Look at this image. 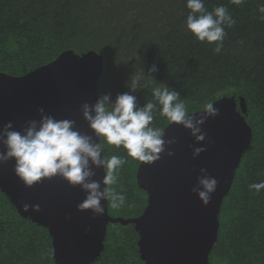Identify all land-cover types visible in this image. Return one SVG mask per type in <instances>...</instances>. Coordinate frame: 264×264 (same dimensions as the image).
I'll use <instances>...</instances> for the list:
<instances>
[{"label": "trees", "instance_id": "1", "mask_svg": "<svg viewBox=\"0 0 264 264\" xmlns=\"http://www.w3.org/2000/svg\"><path fill=\"white\" fill-rule=\"evenodd\" d=\"M211 11L224 5L236 23L225 27L221 53L214 44L198 41L185 30L188 9L185 0H0V73L24 76L53 62L65 51H90L102 57L103 72L98 96L130 92L138 73L156 65L151 73L187 103L191 113L207 103L233 97L240 112L243 98L251 129V142L244 151L229 193L218 215L217 241L209 264H264V189L249 184L264 181V13L261 0H203ZM242 42V43H241ZM158 84L141 80L137 104L152 99ZM153 125H169L156 115ZM104 155L125 156L123 149L106 145ZM119 169V183L126 205L108 214L140 216L147 195L136 184L139 161L130 157ZM123 218V217H121ZM124 218V219H128ZM138 235L133 225L109 224L104 250L92 264H144L138 253ZM48 230L22 218L0 190V264H55Z\"/></svg>", "mask_w": 264, "mask_h": 264}, {"label": "water", "instance_id": "2", "mask_svg": "<svg viewBox=\"0 0 264 264\" xmlns=\"http://www.w3.org/2000/svg\"><path fill=\"white\" fill-rule=\"evenodd\" d=\"M102 72L101 56L93 51L79 55L69 50L21 77L0 73V129L11 122L14 130L21 131L28 121L39 120L38 110L43 109L56 119L74 120L79 131L92 136L80 107L99 98L97 86ZM239 101L240 112L233 97L213 103L217 115L201 126L205 133L202 144H195L181 126L169 124L164 129V139L175 138L176 144L166 148L157 161L140 162L136 184L146 193L147 205L138 217H110L104 201L103 215L78 210L85 194L59 177L26 187L14 174L11 160L0 164V190L20 217L48 230L55 264H92L104 250L108 225L117 223L133 225L144 264H209L223 199L251 142V129L243 116L246 105L243 98ZM195 147L206 150L194 159ZM168 151L173 155L168 156ZM201 168L218 181L207 206L191 191ZM94 171L93 178L102 180V169ZM34 206H39V211H33Z\"/></svg>", "mask_w": 264, "mask_h": 264}, {"label": "clouds", "instance_id": "3", "mask_svg": "<svg viewBox=\"0 0 264 264\" xmlns=\"http://www.w3.org/2000/svg\"><path fill=\"white\" fill-rule=\"evenodd\" d=\"M235 5H242L245 0H231ZM188 14L185 30L198 41L214 44L213 51L221 53L226 36L225 27H232L236 21L224 5H218L209 11L203 0H185ZM264 13V0L258 6ZM264 20V15L260 17ZM242 43V42H241ZM157 71L153 64L145 71L138 73L131 81L130 92L117 95L114 100L110 95L100 96L94 104L84 103L80 107L82 119L87 123L92 136L83 134L70 119H56L46 115L43 109L38 110L39 120H30L21 131L13 129L11 122L0 129V164L14 161L13 172L26 186L54 177L61 178L70 187H78L85 194L78 204V210H88L93 216L103 215L105 208L101 202H109L112 209L126 205V196L115 185L119 183V169L129 161L125 158L151 164L160 158L166 148L176 144L175 138L164 139V130L153 125L157 114L169 124L181 126L194 138L195 144L205 141L201 126L209 117L217 115L212 103L203 106V111L190 114L187 103L178 91L163 83H156L151 73ZM141 80L158 84L152 90V99L142 107L137 104L136 92ZM93 136L96 140H93ZM123 149L125 156H105V146ZM189 147H192L189 145ZM205 147L192 149L195 159ZM168 156L173 152L168 151ZM94 169H102L103 179L95 180ZM218 181L210 177L201 168L196 183L191 191L204 206L210 202L216 191ZM250 190L260 192L264 181L249 184ZM33 211H39L34 206ZM24 211L28 206L24 205Z\"/></svg>", "mask_w": 264, "mask_h": 264}, {"label": "rangeland", "instance_id": "4", "mask_svg": "<svg viewBox=\"0 0 264 264\" xmlns=\"http://www.w3.org/2000/svg\"><path fill=\"white\" fill-rule=\"evenodd\" d=\"M116 217H123V218H128L129 216H127V215H117ZM131 218V217H130Z\"/></svg>", "mask_w": 264, "mask_h": 264}]
</instances>
